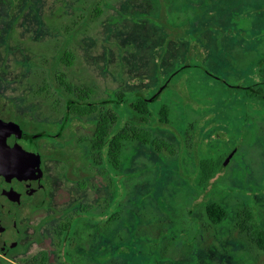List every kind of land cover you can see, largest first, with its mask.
Segmentation results:
<instances>
[{"label":"rangeland","instance_id":"rangeland-1","mask_svg":"<svg viewBox=\"0 0 264 264\" xmlns=\"http://www.w3.org/2000/svg\"><path fill=\"white\" fill-rule=\"evenodd\" d=\"M65 43L73 53L70 66L57 61ZM40 56L48 62L42 67L92 86L96 100L123 93L131 101L139 92L154 97L153 110L168 106V124L152 116L144 128L171 143L177 155L138 145L130 173L114 176L112 192L128 193L122 222L131 231L130 264H264V252L234 227L245 205L264 221V103L247 100L237 87L259 77L264 0H0V109L54 132L63 114L50 116L42 102L30 100L32 64ZM48 79L56 84L50 70ZM88 129L87 118H72L51 146ZM74 146V156L86 154L85 145ZM231 153L204 190L197 188L198 161ZM73 161L68 174L57 160L48 162L60 189L52 203L57 212L95 207L112 194L99 169L82 171ZM82 173L88 181L79 190L74 179ZM206 191L205 207L217 202L228 212L209 227L197 224L204 211L191 208ZM112 209L84 211V218L100 224ZM82 264H93L92 255Z\"/></svg>","mask_w":264,"mask_h":264},{"label":"flooded vegetation","instance_id":"flooded-vegetation-1","mask_svg":"<svg viewBox=\"0 0 264 264\" xmlns=\"http://www.w3.org/2000/svg\"><path fill=\"white\" fill-rule=\"evenodd\" d=\"M30 100L42 102L50 116L62 113L63 119L52 132L43 124L20 121L14 117L12 110L0 109V264H82L89 261L90 255L93 264H101L102 258L105 259L104 264H130L131 231L122 222L123 213L124 222L127 219L125 198L128 193L112 192L115 175L103 174L100 166L94 167L100 170L99 177L106 180L105 184L112 193L103 204L88 208L81 204L71 205L58 212L52 205L57 200L56 191L60 189L55 188L57 182L50 174L48 162L57 160L61 171H67V174L73 173L77 164L73 158L82 163L80 170L89 168L86 154H72L76 146L71 139L56 145V148L51 146L57 144L72 118H84L70 113L69 103L76 104L77 101L65 103L67 98L62 97L57 101L61 105L64 102L63 105L54 106L50 103L52 99L30 97ZM81 146L77 145L78 148ZM131 164V160L127 162L125 175L130 173ZM74 181L77 188L83 190L88 179L82 173ZM207 192L196 196L191 206L197 212L204 211V215L197 216L198 226L203 227L220 224L228 215L217 202L206 207L203 205V195L209 194ZM106 204L113 205L109 220L99 224L93 218H84V211L95 213ZM213 204L221 206L220 210L215 213L210 211L209 206ZM212 213L219 217L217 222L211 218ZM188 216L192 221V214L188 213ZM101 225H104L102 229ZM224 238L222 235L218 240L222 242Z\"/></svg>","mask_w":264,"mask_h":264},{"label":"trees","instance_id":"trees-1","mask_svg":"<svg viewBox=\"0 0 264 264\" xmlns=\"http://www.w3.org/2000/svg\"><path fill=\"white\" fill-rule=\"evenodd\" d=\"M100 8L96 5L95 16L99 15ZM59 44L55 47V52ZM64 50L59 58L60 64L71 65L72 51L68 49L66 43L62 47ZM40 56L35 64H32L31 95L43 99H52L50 103L54 106H62L57 101L58 98H67L77 101L69 103L72 116L87 118L89 129L86 133L76 136L71 143L73 145H85L86 165L89 168L100 166L103 174L125 176L127 162L131 160L138 145L151 147L159 155L167 153L170 157L176 156V150L171 143L165 142L152 136L150 130L144 128V124L157 116L159 123L168 124V106L161 105L153 110V99L149 100L139 92L134 94L131 101L126 94H116L114 99L96 100V92L92 86L74 84L69 79H65V74L60 70L50 68V72L56 80L52 85L48 79V68H44L40 63H48ZM41 58V59H40ZM258 69L255 74L259 77L246 87L237 86L244 89V97L256 103H264V56L260 57L256 63ZM195 67V66H192ZM54 70V71H53ZM33 85V86H32ZM168 84L164 85L167 86ZM64 107V106H63ZM129 114V115H128ZM131 122V127L128 128ZM189 142H185L187 149ZM226 156V155H225ZM223 156H210L198 161L196 187L204 190L211 178L222 166ZM209 210L217 212L220 207L209 206ZM211 214L213 221L219 219L217 214ZM250 205L243 206L235 215L234 227L240 234L246 237L249 244L264 252V221Z\"/></svg>","mask_w":264,"mask_h":264},{"label":"water","instance_id":"water-1","mask_svg":"<svg viewBox=\"0 0 264 264\" xmlns=\"http://www.w3.org/2000/svg\"><path fill=\"white\" fill-rule=\"evenodd\" d=\"M231 155H232V154H229V155L225 158V160H224L223 163H222L223 166L228 162V160H229V158H230Z\"/></svg>","mask_w":264,"mask_h":264}]
</instances>
